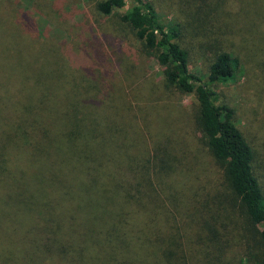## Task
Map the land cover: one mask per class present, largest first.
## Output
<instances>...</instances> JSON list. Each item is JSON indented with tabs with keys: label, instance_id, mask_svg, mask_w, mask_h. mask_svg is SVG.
<instances>
[{
	"label": "trees",
	"instance_id": "trees-1",
	"mask_svg": "<svg viewBox=\"0 0 264 264\" xmlns=\"http://www.w3.org/2000/svg\"><path fill=\"white\" fill-rule=\"evenodd\" d=\"M87 1L97 16L116 18L140 54H152L161 68L159 93L191 94L195 109L184 117L152 105L157 88L141 81L135 87L126 69L110 75L95 96H84L86 86L80 88L73 70H87V63L105 70L107 58L100 62L97 46L86 43L91 54L68 49L74 63L68 71L54 55L70 44L38 48V38L29 39L30 14L19 10L9 30L10 15L0 3V34L10 32L14 48L28 58L19 68L0 60V264H234L238 245L244 248L238 262L264 264L255 153L211 87L237 72L231 36L235 50L264 55V0H235L236 9L233 0H181L184 19L175 24L162 23L146 0L120 12L125 0ZM202 30L212 35L203 47L204 75L190 69L185 41ZM246 33L253 37L244 39ZM133 102L141 103L136 122L124 127L121 118ZM139 124L151 139L150 155L138 152L134 139L131 152L121 155L113 135L124 129L137 138L131 129ZM191 131L200 134L226 191L188 190L192 182L176 146Z\"/></svg>",
	"mask_w": 264,
	"mask_h": 264
},
{
	"label": "rangeland",
	"instance_id": "rangeland-1",
	"mask_svg": "<svg viewBox=\"0 0 264 264\" xmlns=\"http://www.w3.org/2000/svg\"><path fill=\"white\" fill-rule=\"evenodd\" d=\"M146 1L150 3L158 19L164 24H175L184 19V11L186 9L181 4V0ZM0 3L4 13L6 12L10 15V22H7L9 30L10 24L17 21L19 10L27 11L30 14L29 20L33 33L29 39L35 44V41L31 39L37 37L38 48H46L47 42L60 44L62 41H66L69 43L68 47H64L63 53L60 51V55H54V59H58L59 65L68 71H72L74 64L67 60L68 49H77V53L81 52V49L86 51L87 54H91V48L86 43L90 41L97 46L94 54L100 62L105 57L107 58L105 62L106 69L100 70L98 67H89V63H87V70L78 68L77 65H75L77 67L76 70H73L76 81L80 82V88L86 86L85 89H81V91H88L84 96L92 94L95 96L99 93L103 89V84L107 83V78L113 73H119V69H126L133 74V78L136 79L135 87L140 81L154 88H157L156 85H160L161 68L152 57V54H140L137 50V42L127 30L117 26L116 18L112 16H97L92 4L87 0H0ZM132 3H134V0H125L124 7L118 11H124ZM236 3L233 0L235 9L238 5ZM188 10H192V8ZM233 16L234 14H231L228 21H231ZM7 20L9 19H5V21ZM214 22L217 25V20ZM35 29H39V31L35 32ZM10 35V32H2L0 34V60L15 61L18 63L14 66L19 68L21 65L23 67L28 64V58L14 48V45L9 40ZM211 36L210 33L207 36L202 30L196 32L195 35L189 33L185 38L186 48L189 50L191 58L189 67L193 72L200 75L205 74V57L208 54L203 47L208 45ZM242 36L244 39L253 37L248 33L242 34ZM23 42L25 46L28 45L27 38L23 39ZM262 43L264 45V38ZM228 46V49L230 48L237 56L239 63L235 77L212 84L211 87L216 94V103L226 104L233 110L235 125L248 140L255 153L254 174L264 202V55L263 53L256 54L246 48L235 50L237 48V37L234 39L231 36L228 39ZM14 66L10 67L8 65L7 70L11 72ZM113 68H116L117 71H113ZM137 77H140V79ZM74 83H76L75 80ZM52 85L57 88L60 82L56 81ZM142 88L143 86L139 85V89ZM159 90L157 88L151 96L150 103L152 105L166 107L169 109L170 114L172 111H180L184 117L190 113V110L195 109L196 102L191 94L171 91L159 93ZM158 94L162 95V97L156 100ZM139 97V95L136 96V98ZM132 104L131 108L121 118V122L125 124L124 127L131 126L133 125L132 122H136L141 103L138 102L136 105L133 102ZM163 112L168 111L164 110ZM131 130L139 133V135H136L137 138L131 136L124 129L117 131L113 135L117 145L116 149L120 151L121 155L126 156L131 152L132 143L135 140L134 145H136L138 152L150 155L152 142L148 135L145 134L142 124H139V128ZM199 136L198 132L195 134L192 131L186 133L182 135L179 145L176 146L177 151L181 154L183 153V155L179 156L183 157L185 162L186 172H184L187 174L185 178L190 183L192 182L187 188L188 190H193V188L198 186L200 190L204 189L210 192L217 189V194L226 191L222 181L221 170L206 155L204 149L201 148L198 140ZM170 181L172 182V178ZM166 184H169V178L166 179ZM172 185H174L173 188L178 189L176 182ZM201 186H204V188H201ZM162 188L165 189L163 186ZM262 215L264 218V211ZM0 219L4 220L1 214ZM257 228L263 232L264 223H258ZM243 251L242 245L235 247L234 256L237 262L233 261L234 264H243L238 262V258L242 257Z\"/></svg>",
	"mask_w": 264,
	"mask_h": 264
}]
</instances>
